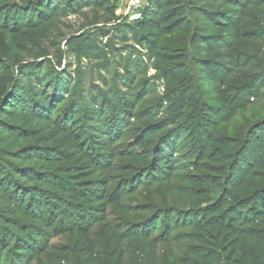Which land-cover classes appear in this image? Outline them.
Instances as JSON below:
<instances>
[{
    "label": "trees",
    "instance_id": "obj_1",
    "mask_svg": "<svg viewBox=\"0 0 264 264\" xmlns=\"http://www.w3.org/2000/svg\"><path fill=\"white\" fill-rule=\"evenodd\" d=\"M116 2L0 0V33L31 54L0 83V264H158L157 246L180 240L186 254L168 264H264V181L250 189L264 119L235 148L214 130L264 96V17L249 13L264 0H146L131 23ZM179 31L187 48L161 44ZM180 169L201 205L159 210L126 249L108 205ZM116 173L130 176L106 197ZM61 236L71 245L50 243Z\"/></svg>",
    "mask_w": 264,
    "mask_h": 264
},
{
    "label": "rangeland",
    "instance_id": "obj_2",
    "mask_svg": "<svg viewBox=\"0 0 264 264\" xmlns=\"http://www.w3.org/2000/svg\"><path fill=\"white\" fill-rule=\"evenodd\" d=\"M131 4V0H117L115 3L117 16L122 20H127L128 22H133L137 15L141 12H134L127 14L125 13L127 7ZM250 15L257 20H262L260 15L264 17V9L261 10V14L258 15L255 11H249ZM75 20H67L63 22L64 24L74 22ZM66 32V30H64ZM190 34L179 31L169 38H164L161 41L162 45H167L171 47H188ZM31 60V54L27 51H22L15 49L11 43L9 37L5 33H0V61L3 62V65L7 69L4 74L0 73V83L5 81L6 83L14 75L11 72L14 71L16 65L19 63H26ZM73 69V66L72 68ZM152 73H150L151 75ZM28 80L25 81V83ZM198 87L201 93L202 100L215 105L213 101V96L211 93V87L207 82L198 81ZM264 91V90H263ZM60 110L58 107L54 111L53 115H56ZM54 117V116H53ZM264 119V96L257 101H255L251 106L246 110L238 112V114L230 121L223 123H216L214 126L215 133L218 137H224L230 139L234 142L233 147L235 148L237 144L244 138L248 131L252 128L254 124ZM129 145L128 140L120 142L121 147H127ZM21 147L27 145V143H21ZM119 165L131 164L134 167H143L144 162L141 158L138 162H126L123 160H116ZM191 169H180L177 171L176 176L170 182L160 180L150 182L148 185H141L138 187L135 194L128 196L122 202V208L115 207L114 205H108V223L113 227L114 231L118 234L125 236L123 241V246L126 249L134 251L136 250L140 242L137 240L134 235L141 225L142 228L146 227L149 224L154 216H157L159 210L167 209L168 211L174 213L179 211H189L190 209L196 208L199 204L196 199H190L187 193L183 191L190 187L189 184L183 181V177L192 174ZM260 177L250 181V189L257 186L260 182L264 181V171L259 172ZM108 175V174H106ZM130 174L116 173L110 177V184L108 185L105 196L107 197L115 188L116 182L119 179L129 177ZM173 219V218H172ZM103 225L95 224L93 226V232L102 233ZM140 227V228H141ZM163 231V219L160 220L157 224V229L153 234H150L151 237L159 236ZM179 233L187 235L189 231L181 230ZM71 240L69 236H61L57 238H52L50 243L60 246H70ZM190 245L189 240H180L172 242L171 246H164L160 244L157 246L155 256L158 264H168L170 261V253L180 257L186 254V248ZM33 264H36L34 262Z\"/></svg>",
    "mask_w": 264,
    "mask_h": 264
},
{
    "label": "built area",
    "instance_id": "obj_3",
    "mask_svg": "<svg viewBox=\"0 0 264 264\" xmlns=\"http://www.w3.org/2000/svg\"><path fill=\"white\" fill-rule=\"evenodd\" d=\"M146 0H131V4L127 7L125 13L130 14L141 11L145 6Z\"/></svg>",
    "mask_w": 264,
    "mask_h": 264
}]
</instances>
